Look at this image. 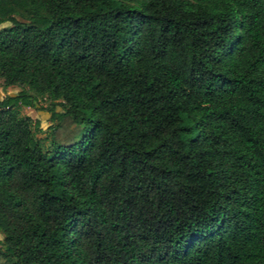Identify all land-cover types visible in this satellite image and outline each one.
Returning a JSON list of instances; mask_svg holds the SVG:
<instances>
[{
	"label": "trees",
	"instance_id": "1",
	"mask_svg": "<svg viewBox=\"0 0 264 264\" xmlns=\"http://www.w3.org/2000/svg\"><path fill=\"white\" fill-rule=\"evenodd\" d=\"M4 22L0 264H264V0H0Z\"/></svg>",
	"mask_w": 264,
	"mask_h": 264
},
{
	"label": "rangeland",
	"instance_id": "2",
	"mask_svg": "<svg viewBox=\"0 0 264 264\" xmlns=\"http://www.w3.org/2000/svg\"><path fill=\"white\" fill-rule=\"evenodd\" d=\"M10 22H4L0 24V28L4 26H8ZM20 88L16 85H10L6 86L3 83V80L0 78V98L8 95V94H15ZM43 106H46L48 104V101H42ZM20 113L21 115H28L32 118V120H39L40 122V127L39 129L35 132V136L41 141L43 144L44 148L48 147L51 138H50V133L52 130L53 123H51L48 118L49 115L45 111H38L30 107H20ZM3 236L0 232V240H2Z\"/></svg>",
	"mask_w": 264,
	"mask_h": 264
}]
</instances>
